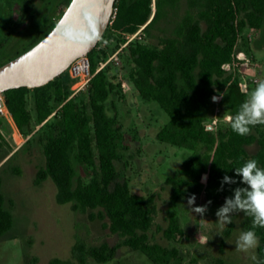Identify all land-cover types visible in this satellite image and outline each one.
<instances>
[{"label":"trees","instance_id":"1","mask_svg":"<svg viewBox=\"0 0 264 264\" xmlns=\"http://www.w3.org/2000/svg\"><path fill=\"white\" fill-rule=\"evenodd\" d=\"M182 2L117 0L116 19L103 36L122 46L126 34L144 28L147 38L157 40L156 46L138 41L125 46L131 66L129 77L140 99L157 103L169 117L157 140L194 152L166 181L170 189L166 227L155 229V197L133 194L128 183L120 181V151L128 145L113 101L118 86L108 68L93 60L95 53L105 60L106 49L98 46L89 54L93 77L87 89L74 97L73 80L65 74L40 88H19L4 94L20 134L29 138L39 133L46 164L38 171L34 184L39 186L51 179L57 188V204H69L92 222L108 219L103 227L120 238L115 245L103 242L94 246L76 237L72 259L55 258L49 264H107L122 248L145 255L152 264L179 261L178 249L156 241L159 233L168 242L184 237L176 212L178 203L191 194H204L212 206L223 205L225 198L233 195L232 188L244 186L225 184L224 190L218 191L225 175L239 180L234 167L250 158L264 167V125H257L250 135L242 137L229 124L214 132L205 120V110L217 91L225 89L222 104L228 114L234 113L246 98L249 89L236 68L235 53L246 30L262 29L264 0H185L180 13ZM29 96L35 115L29 108ZM6 129L0 118V149ZM251 147L257 151L250 153ZM83 172H88V182ZM204 176L206 182H202ZM2 186L0 174V238L14 224V202L3 194ZM240 217L242 231L251 228L250 217L233 214V222L220 240L221 254ZM255 231L259 237L258 256L264 259V228ZM37 261L34 258L31 264ZM214 264L225 262L218 258Z\"/></svg>","mask_w":264,"mask_h":264},{"label":"rangeland","instance_id":"2","mask_svg":"<svg viewBox=\"0 0 264 264\" xmlns=\"http://www.w3.org/2000/svg\"><path fill=\"white\" fill-rule=\"evenodd\" d=\"M182 3L180 13L186 6L185 0ZM22 34L23 31H19L17 38ZM243 38L235 53L236 68L244 87L250 91L257 81L264 79V23L260 31L246 30ZM142 43L156 46L157 40L146 37ZM32 45L27 40L16 46L9 45L6 52L13 58ZM98 46L99 49H106L107 58L100 60L98 53H95L93 60L95 63L101 61V67L108 68L118 86V95L113 96V101L128 145L126 150L120 151V181H126L133 194L153 195L156 199L155 229L158 226L166 227L170 198L166 181L194 152L157 140V134L169 122V117L157 103L144 101L137 95L129 77L131 66L127 60L125 44L118 46L116 42L102 37ZM110 57L114 59L108 62ZM67 75L68 72L65 73ZM220 93L224 95L225 89L216 92L214 96L217 100L212 99L205 110L206 125L214 132L228 126L223 119L228 113L222 104L223 97L219 98ZM29 108L35 115L31 97ZM6 130V138L0 149V174L3 179V194L14 202V224L0 238V264H31L34 258L38 259L36 264H49L55 258L71 260L76 237H81L94 246L103 242L117 244L120 238L103 227L104 223H109L108 219L92 222L87 214L74 212L69 204H57V188L51 179L39 186L34 184L38 171L46 164L39 133L29 138L18 134L14 138L11 127ZM249 151L255 153L257 148L251 147ZM15 170H19V174ZM86 173L88 172H83L85 182H88L90 179L86 177ZM207 202L205 195L200 194L196 196L194 206H202ZM220 206L222 205L210 204L207 213L201 217L189 210L187 198L178 203L176 212L185 231L184 237L177 242H168L162 238L161 233L156 235V241L180 252L181 260L168 264H214L218 258H222L225 264H253L251 255L255 254L259 258L258 248L249 253L235 248L242 232L243 217L236 220V228L226 240L224 253L221 254L220 240L223 232L221 235L217 234L219 228L215 214ZM107 264L152 263L145 255L122 248L115 260Z\"/></svg>","mask_w":264,"mask_h":264},{"label":"water","instance_id":"3","mask_svg":"<svg viewBox=\"0 0 264 264\" xmlns=\"http://www.w3.org/2000/svg\"><path fill=\"white\" fill-rule=\"evenodd\" d=\"M116 1L72 0L45 37L0 66V94L46 86L89 55L108 29Z\"/></svg>","mask_w":264,"mask_h":264},{"label":"clouds","instance_id":"4","mask_svg":"<svg viewBox=\"0 0 264 264\" xmlns=\"http://www.w3.org/2000/svg\"><path fill=\"white\" fill-rule=\"evenodd\" d=\"M223 96L222 93L219 94V98ZM245 96V100L234 113L223 117L232 131L242 137L250 135L252 129L257 125H264V79L257 81L255 87L246 92ZM212 99L215 101L217 97L214 96ZM234 173L240 179L225 175L218 191H223L225 184H242L244 186L232 188L233 195L226 197L223 205L217 209L215 213L219 228L217 234L222 233L226 226L233 222V214L243 213L250 217L251 228L242 231L235 243V248L238 251L249 253L259 246V237L255 229L264 228V167L259 165L258 160L250 158L241 166L234 167ZM206 179V176L202 177V182H206ZM195 201V194L188 196L189 210L203 217L212 201L209 200L202 206H194ZM250 258L253 264H264V259L258 258L255 254H252Z\"/></svg>","mask_w":264,"mask_h":264},{"label":"flooded vegetation","instance_id":"5","mask_svg":"<svg viewBox=\"0 0 264 264\" xmlns=\"http://www.w3.org/2000/svg\"><path fill=\"white\" fill-rule=\"evenodd\" d=\"M71 1L0 0V66L14 58L6 52L9 45L16 46L27 40L34 44L45 37ZM19 31L23 34L17 38Z\"/></svg>","mask_w":264,"mask_h":264},{"label":"built area","instance_id":"6","mask_svg":"<svg viewBox=\"0 0 264 264\" xmlns=\"http://www.w3.org/2000/svg\"><path fill=\"white\" fill-rule=\"evenodd\" d=\"M117 12H118V8L116 7L115 4V8L113 10V14L108 28H110L113 25L114 20L116 19ZM146 37L147 36L144 33V28L139 30L135 34H126L125 46L135 41L142 42ZM113 59L114 57H110L108 62L113 61ZM67 72L70 78L73 80V83L71 85V93H72L71 96L74 97L84 92L87 89L89 82L93 77L92 64L89 55L80 57L79 59L75 60L69 66ZM9 114L10 111L7 107L5 96L4 94H0V118H6L9 116Z\"/></svg>","mask_w":264,"mask_h":264},{"label":"crops","instance_id":"7","mask_svg":"<svg viewBox=\"0 0 264 264\" xmlns=\"http://www.w3.org/2000/svg\"><path fill=\"white\" fill-rule=\"evenodd\" d=\"M2 119H3L4 124L6 125V127H11V129L13 131L12 135H13L14 138H15V135L20 134V132H19L18 128L16 127V124H15L11 114H9L8 117L2 118ZM21 137H22V135H21Z\"/></svg>","mask_w":264,"mask_h":264}]
</instances>
